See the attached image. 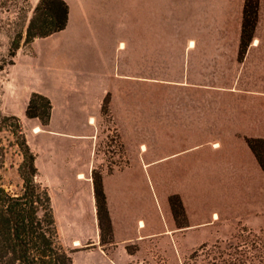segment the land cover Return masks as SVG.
<instances>
[{
	"label": "crops",
	"instance_id": "obj_1",
	"mask_svg": "<svg viewBox=\"0 0 264 264\" xmlns=\"http://www.w3.org/2000/svg\"><path fill=\"white\" fill-rule=\"evenodd\" d=\"M63 1L68 5L66 27L30 42L33 56L16 59L6 70V82L16 81V76L40 67L52 72L55 83L52 89L40 84L18 83L24 96L22 106L8 110L21 122L25 118L29 123L26 140L35 151L39 178L48 187L53 212V187L56 186L55 190L64 201L65 215L88 220V225L79 228L68 244L73 264H127L126 258L140 252L127 251L131 242L142 247L144 240L151 236L174 232L186 237L189 231L210 229L220 218L230 222L242 220L256 227L264 210V171L246 138L264 141L261 83L264 65L250 62L254 55L264 56V0H258L256 23L244 56L241 60L237 57L241 72H248L244 75V95L238 98L239 110H225L221 114L209 111L203 123H200L198 112H173L170 114L173 118L160 123L159 194L156 198L152 200L150 193L144 191L143 178L136 177L134 169L138 167L128 151V163L122 170L109 173L102 170V186L112 227L111 248L100 243L91 179L108 86L102 63L92 68L93 73L87 76L85 66L80 61L74 64V61L99 50L101 57L116 54L125 47L119 49L123 39H198L195 34L198 28L193 25L198 23L199 17L207 18V22L210 19L213 24L216 19L219 23L233 22L238 55L245 0ZM113 39H120L115 46L110 42ZM32 59L37 60L36 65ZM65 63L71 66L66 68ZM32 93L48 97L52 104L47 126L25 116ZM79 117H83V123L79 122ZM34 127L40 129L39 133L32 131ZM40 139L54 141L47 145L43 158L36 150ZM76 149L85 156L79 158ZM154 163L144 155L137 170L141 175L148 174L152 184L156 183L152 174ZM174 194L180 197L184 208L187 219L184 228L176 226L168 204V197ZM73 241L78 245H73Z\"/></svg>",
	"mask_w": 264,
	"mask_h": 264
},
{
	"label": "rangeland",
	"instance_id": "obj_2",
	"mask_svg": "<svg viewBox=\"0 0 264 264\" xmlns=\"http://www.w3.org/2000/svg\"><path fill=\"white\" fill-rule=\"evenodd\" d=\"M37 2L38 0H0V114L2 115H11L8 109L22 106L24 96L18 83L40 84L51 89L55 86L52 72L46 71L43 67L27 70L24 75L16 76V81L12 79L6 82V70L10 67L7 63L10 61L11 41L17 32H22L24 37L25 28ZM207 21V18L199 17L198 23L193 25L198 28L195 34L199 38L195 40L123 39L125 47L116 54L101 57L99 50L89 57H82V60L77 57L78 59L74 61V64H79L80 61L83 67L85 66L83 69L87 76L93 73L92 68L102 63L108 86V95L104 97L102 105V119L99 123L93 169L100 174L102 170L105 173L122 170L128 163L127 151L135 167L139 168L145 155L146 160L155 162L152 174L156 183H151L148 174L146 176L138 173V168L134 169V173L137 178L142 176L144 191L150 193L152 200L156 198V194H159L157 150L160 123L164 124L167 118H173L170 115L173 112L190 111L198 112L200 123H203L209 111L221 114L225 110H239L238 98L239 95H244L242 92L244 75H248V72L242 73L237 61L238 44L234 38L235 25L233 22L219 23L217 19L214 24L210 23V19L209 22ZM183 35L187 33L184 31ZM119 40L113 39L110 42L115 46ZM28 55L33 56V52L30 45L22 39L13 61L22 60ZM31 61L36 65L37 60ZM250 62H257L262 66L264 56L254 55ZM64 66L68 68L71 64L65 63ZM49 69L54 70L52 67ZM261 74L264 75L263 72ZM261 83L264 93V77L261 78ZM57 117L59 120V114ZM79 120L83 123V117H79ZM21 124L26 137L29 135V123L23 118ZM0 136L4 140L11 139L7 133H1ZM53 143L54 141L45 139L37 142L36 150L42 158L47 145ZM61 145L63 146L64 143L61 142ZM75 154L79 158L85 156L77 149ZM20 161L21 157L16 148H9L0 175L3 183L12 190H17L21 183L16 172ZM40 181L46 186L42 179ZM55 189L56 186L53 187V205L58 239L69 250L68 244L72 242V237L77 235L79 228L88 225V220L65 215L64 201ZM242 227L260 233L264 239V210L256 227L247 225L242 220L230 222L220 218L210 229L189 231L186 237L174 232L163 236H151L144 240L142 247L137 242H131L127 246V251L131 254L139 250L140 252L135 257L126 258V263L183 264L189 254L202 243L236 241L235 237L241 232ZM107 247L111 248L108 244Z\"/></svg>",
	"mask_w": 264,
	"mask_h": 264
},
{
	"label": "trees",
	"instance_id": "obj_3",
	"mask_svg": "<svg viewBox=\"0 0 264 264\" xmlns=\"http://www.w3.org/2000/svg\"><path fill=\"white\" fill-rule=\"evenodd\" d=\"M258 0H245L238 60L244 56L256 23ZM68 5L63 0H38L28 20L23 37L17 32L9 49V65L20 42L27 44L36 38H45L66 27ZM52 104L48 97L32 93L25 108L28 119H37L42 126L50 120ZM0 172L4 168L8 149L15 147L21 157L17 165L20 186L10 189L0 175V264H73L71 251L58 239L52 201L47 186L39 179L36 154L27 143L22 124L14 115L0 114ZM6 141L7 143H5ZM246 143L264 171V141L246 138ZM97 226L101 244L111 245L112 227L106 205L100 172L91 171ZM168 204L178 228L187 226L181 199L170 195ZM236 241L202 243L194 249L183 264H264V239L260 233L242 227Z\"/></svg>",
	"mask_w": 264,
	"mask_h": 264
},
{
	"label": "bare ground",
	"instance_id": "obj_4",
	"mask_svg": "<svg viewBox=\"0 0 264 264\" xmlns=\"http://www.w3.org/2000/svg\"><path fill=\"white\" fill-rule=\"evenodd\" d=\"M124 47V43L123 42H120L119 43V49H122ZM34 133H39L40 129L38 127H34L33 130H32ZM79 178H82V174H79L78 176ZM73 245H78V242L77 241H73Z\"/></svg>",
	"mask_w": 264,
	"mask_h": 264
}]
</instances>
